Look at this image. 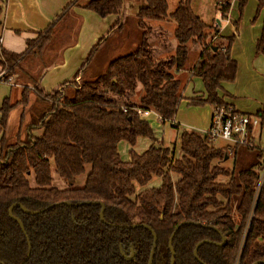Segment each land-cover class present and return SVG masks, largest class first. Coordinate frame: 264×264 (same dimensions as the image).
<instances>
[{
	"label": "trees",
	"instance_id": "16d2710c",
	"mask_svg": "<svg viewBox=\"0 0 264 264\" xmlns=\"http://www.w3.org/2000/svg\"><path fill=\"white\" fill-rule=\"evenodd\" d=\"M247 1L235 0L239 17ZM255 1L254 19L262 16L255 53L264 56V0ZM77 2L69 3L43 32L28 40L24 53L14 54L0 45V68L5 73L1 82L7 83L16 75L25 56L43 53L52 41L55 26ZM190 3L191 0H179L168 16L166 0H144L135 14L141 38L134 51L127 53L122 44L116 48L107 46L113 35L123 29L124 21L120 20L124 0H89L80 7L101 19L118 18L92 47L74 76L49 93L39 87H25L15 103L10 98L2 101L0 263L148 264L153 247L151 233L140 226L128 228L147 225L156 235L152 264H170L169 237L181 223L184 225L172 240L173 264H200L193 251L202 241H209L197 250L204 264L264 262V181L257 191L261 164L227 171L221 164L240 145L216 148L204 133L186 130L179 135L181 154L176 158L175 143L170 147L156 141L148 121L137 114V110H151L161 124L174 120L184 99L175 74L184 70L189 49L195 46L199 56L188 75L202 82L204 94L189 99L188 105L230 110L238 118L247 115L231 109L224 100L230 95L223 85L233 83L238 70L237 62L231 58L238 23L234 25L235 34L221 39L220 44H212L208 40L216 39L220 29L201 20ZM231 3L232 0L217 1L215 8L222 21L227 20ZM1 15L0 5V21ZM163 21L175 25L173 37L177 45L172 55L158 58L148 36L153 34L152 23ZM116 52L120 55L114 57ZM139 87L142 93L135 103L132 98ZM31 96L35 102L30 122L24 126V112ZM19 107L22 114L16 140L9 144V117ZM31 113L37 114V119L33 120ZM254 116L263 127L264 111ZM172 127L179 126L173 123ZM251 131L252 127L247 126L248 135ZM139 138L150 140L141 154L134 150ZM121 142L129 146L128 161L121 159ZM263 158L264 151L257 150L256 159ZM53 175L65 186L56 187ZM81 176L83 184L77 186ZM154 177L160 179V185L144 189ZM219 177L228 180L220 183ZM95 202L104 205L106 224L99 218L100 205L76 206ZM15 204L40 211L27 215L19 207L13 208L12 214L22 222L24 231L9 217L8 210ZM222 238L225 242L220 245ZM130 249L132 260L127 258Z\"/></svg>",
	"mask_w": 264,
	"mask_h": 264
},
{
	"label": "crops",
	"instance_id": "0c3cea01",
	"mask_svg": "<svg viewBox=\"0 0 264 264\" xmlns=\"http://www.w3.org/2000/svg\"><path fill=\"white\" fill-rule=\"evenodd\" d=\"M72 1L74 0H0V5L2 6L0 21L1 47L14 54L24 53L27 41L35 39L38 33L43 32ZM81 1L82 0H78L77 6L71 7L66 15L71 19V21L68 22L70 25L60 30L59 35L57 34L58 38L55 34L53 35L51 43L41 55L35 56V58L32 59V56H25L20 68L16 71V75L9 78L10 82L3 83L0 81V107L5 98H10L12 103L19 100L20 95L19 98H16L15 94L12 92L13 88H20L19 94L21 93V89L25 87L31 90H33L34 87H39L44 92L49 93L56 90L62 83L70 80L80 68L92 47L107 34L110 26L118 18V16H110L101 19L94 13L80 7L89 0H83V3ZM232 4H236L235 0ZM248 18H245L242 25L239 27L236 39L232 44L231 58L237 62L238 77L240 72L245 71L248 77L253 78V67L258 63L255 59L257 57L255 56L254 48L260 35L262 16H259L254 24H247ZM123 21L122 18L120 23ZM220 23L219 37H221V39L230 37L221 34L222 25L228 23V19ZM118 31L121 32V30ZM130 44L132 47H135L136 42L131 41ZM164 52H166V50ZM162 54L164 53H160L158 58H162ZM198 56L199 52L196 53V58H198ZM261 63L264 64L262 61ZM192 67L193 66L189 68L185 67L184 72L186 74L181 75V77L175 74V78L181 82L182 86V96L184 99L181 103L185 104L189 103V99L203 97L204 94L202 90V92H193L189 97H185L184 95V88L194 79H190L187 74ZM2 73L0 68V76ZM14 80L15 82L17 81V83H15ZM27 82H31L32 85H28ZM235 86V84L223 85L225 92L230 95V97L224 98L225 102L231 106V109L237 112L254 116L256 112L254 115L248 114L249 112L247 109H245L243 105L241 106L238 104L237 96H242L243 90H237ZM260 110L264 111V107L263 109H258L257 112ZM212 115L213 109L210 114V122ZM173 123L177 124L176 117L171 122V124ZM256 136H258L257 138L259 139V147L257 148H255L254 143V138ZM250 142L252 145L251 147L254 149L264 151V126L262 127L260 124L252 129ZM261 162L262 159H256L254 164H261Z\"/></svg>",
	"mask_w": 264,
	"mask_h": 264
},
{
	"label": "rangeland",
	"instance_id": "374dc122",
	"mask_svg": "<svg viewBox=\"0 0 264 264\" xmlns=\"http://www.w3.org/2000/svg\"><path fill=\"white\" fill-rule=\"evenodd\" d=\"M166 1L168 4V16H169L176 9L179 0H166ZM217 1L218 0H191L190 3L193 12L205 23L213 26V28L214 26L220 28L221 25L220 22H222L221 14L215 8ZM233 1L234 0H232V2ZM81 2L83 3V0ZM255 4H256L255 0H248L243 10L242 16L239 17L237 4L234 5L231 3L230 11L228 13V18H227L228 23H224L222 25L223 27L221 30V34L224 36H232L233 34H235V30H234L235 23H238V31H239L240 25H242L245 18L247 19L249 16L250 17L248 18L247 24L250 23L254 24L259 17L258 16L256 19H254L256 12ZM143 5H144V0H124L123 10H122L124 26L121 32L118 31V33H115L111 38V40L108 41L107 44L108 48H110V46L116 48L117 45L119 46L120 44H122V46L126 48L127 53L134 51L135 47L131 46L130 44L131 41H135L137 43L141 38V30L138 29L136 25L135 13L138 10V8L142 7ZM217 20H219V24H217ZM69 21H71L70 17L65 16L55 26L54 34L56 35V37L57 34L59 35L60 30H62L63 27L70 25V23H68ZM152 26H153V30H152L153 34L151 36H148V39L152 43L153 54L158 57L160 53H164L162 54L163 55L162 58H165L166 56H170L171 54H173L174 49L177 45L173 37V31L175 25L170 21H163L161 23H152ZM161 31L162 33H160ZM237 34L235 35V39ZM219 36L220 35H218L216 39L214 38L209 39L208 42H212V44L222 43L221 37ZM193 47L194 48L189 49V55L187 61L185 62L184 70L185 67L189 68L193 66L197 59L196 53L198 52L199 48L195 46ZM165 50L166 52H164ZM118 52H116L114 57L120 55ZM254 52H255V48H254ZM255 56L257 57L255 59L258 63L256 64V66L253 67V73H252L253 78L248 77L246 72L242 71L240 72L239 77L236 75L234 82L231 83V85L233 84L236 85L235 87L237 88V90L239 89L243 90L242 96H237V100H238L237 102L239 105L241 106L243 105V107L247 109V111L249 112L248 114L251 115H254L258 109H263L264 107V64L261 63V61L264 62V56L257 55L256 53ZM32 58H35V56H32L31 59ZM184 70L177 73L176 75L181 77V75L186 74ZM3 74L5 75V73ZM187 74H189V72ZM15 83H17V81ZM30 84L31 82L28 83V85ZM184 89H185L184 91L185 97L191 96L193 92H199V91L202 92V90L204 91L202 82L199 79H195V78L191 82H189L186 85V88ZM19 91L20 88L12 89V92L13 94H15L16 98H19L20 95ZM141 91H142L141 87H139L135 96L132 98L133 102L135 103L137 102L138 96L140 95V93H142ZM34 102H35V98L34 96H31L30 105L28 108L25 109L24 112V121H23L24 126L30 122V109L34 105ZM177 110L178 111L175 117H176L177 125L179 126L178 129L173 128L171 122H166L165 124H161L157 116H155L153 113L148 115L147 117V121L151 125L154 134V139H156V141L158 142L162 141L165 146H170V147L175 143L174 155L176 158L180 157L181 154L179 150V140H178L180 133L183 130L193 131L196 133H204L207 130L210 123V114L212 108L209 105L189 106L188 104L181 103L179 109ZM21 112L22 109L19 107L15 109L10 115L9 125L6 131V142L9 144L13 143L16 140L15 135L19 127V117L22 114ZM37 117H38L37 114L31 113V118L33 120L37 119ZM22 135H24V132L22 133ZM257 137L258 136L254 138L255 148L259 147V143H258L259 139ZM149 144H150V140L146 138H139L136 142L134 150L137 154H141L147 149ZM212 144L216 148H222L228 146L232 149L234 148L235 145L231 141H226L222 139H218L212 142ZM248 149H253V148H251L250 146H248L247 148V146L240 145V147L236 149V153H234L228 160L223 162L221 166L225 168L227 171H231L233 169L240 170L251 167L256 162L255 154L258 149L257 150L254 149L253 151ZM118 150L121 159L123 161H128L130 158L128 154L129 146L126 143L121 142L118 146ZM86 170L88 171L89 167H87ZM53 177H54V184L56 187L62 188L63 186H65L62 181H59L57 177H55V175H53ZM227 180L228 178L226 177H219L217 179V181L220 183H225L227 182ZM83 181H84V176H81L78 179L77 186H81L83 184ZM159 185H160V179L154 177L151 180V182L147 184L146 187H144V189L156 188Z\"/></svg>",
	"mask_w": 264,
	"mask_h": 264
},
{
	"label": "built area",
	"instance_id": "2783aa9c",
	"mask_svg": "<svg viewBox=\"0 0 264 264\" xmlns=\"http://www.w3.org/2000/svg\"><path fill=\"white\" fill-rule=\"evenodd\" d=\"M4 73V72H3ZM0 76V81L4 74ZM8 82H10L8 80ZM154 114L157 116V118L160 121V118L156 113L153 111H141L137 110L138 116L141 118H146L150 114ZM230 110L226 111L222 108H215L213 110V115L211 118V122L207 130L204 132V134L207 136V138L214 142L218 139L231 141L235 145L239 144L242 146H250V135L247 134V126H251L252 129L254 127H257L261 124V121L259 118L255 116H242V117H236L230 114ZM264 181V158L261 162L260 167V173H259V179L257 183V191L261 187L262 183Z\"/></svg>",
	"mask_w": 264,
	"mask_h": 264
},
{
	"label": "water",
	"instance_id": "95a60500",
	"mask_svg": "<svg viewBox=\"0 0 264 264\" xmlns=\"http://www.w3.org/2000/svg\"><path fill=\"white\" fill-rule=\"evenodd\" d=\"M217 24H219V20H217ZM214 50H215V49H214ZM225 159H226V157H225ZM65 204H66L67 206H72V204H69V203H65ZM83 204H86V205H100L101 210H100V213H99V218H100V220H101V222H102L103 224H106V222H105V220H104V217H103L105 207H104V205H103L102 203H96V202H95V203H81V204H77L76 206H78V205H83ZM14 207H19V208L21 209V211H22L23 213L27 214V215H36V214L40 213V211H37V212L29 211V210H27L26 208H24V207H23L22 205H20V204L12 205V206L9 208V210H8L9 217H10L13 221H15V222L18 224V226L20 227V229H21L22 231H24V228H23V224H22V222H21L18 218L14 217L13 214H12V211H13V208H14ZM51 207H53V205L49 206V208H51ZM182 225H184V223H181L180 225L176 226V227L174 228V230H173L171 236L169 237V241H168V250H169L170 253H171L170 264H173V262H174V250H173V248H172V240H173V237H174L176 231H177V230L179 229V227L182 226ZM137 226H140V227H142V228L148 230V231L151 233L152 237H153V247H152L151 254H150V258H149V262H148V264H152L153 253H154L155 243H156V235H155L154 231H153L150 227H148L147 225H131V226H128V228H135V227H137ZM120 227H123V226H120ZM123 228H126V226H124ZM224 242H225V238H222V243H221L220 245H223ZM204 243H209V241H202V242H200L199 244H197V246L195 247V249H194V251H193V256H194V258H195L200 264H204V263L201 262V261L199 260V258H198V256H197V250H198V248H199L202 244H204ZM29 253H30V248H29V252H28V254H27V258L29 257ZM133 256H134V255H133V252H131V253H130V256L128 257V259H129V260H132V259H133ZM27 258H26V259H27ZM0 264H3V263H0ZM21 264H23V263H21ZM254 264H264V262H256V263H254Z\"/></svg>",
	"mask_w": 264,
	"mask_h": 264
},
{
	"label": "flooded vegetation",
	"instance_id": "af4514ba",
	"mask_svg": "<svg viewBox=\"0 0 264 264\" xmlns=\"http://www.w3.org/2000/svg\"><path fill=\"white\" fill-rule=\"evenodd\" d=\"M129 252L131 253V252H133V250H132V249H130V251H129ZM133 255H134V254H133ZM129 256H130V255H129ZM127 258H128V257H127Z\"/></svg>",
	"mask_w": 264,
	"mask_h": 264
}]
</instances>
